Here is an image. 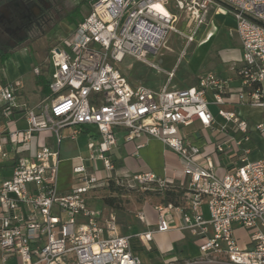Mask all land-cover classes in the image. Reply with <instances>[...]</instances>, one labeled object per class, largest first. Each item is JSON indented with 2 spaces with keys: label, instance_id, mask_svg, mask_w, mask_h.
Wrapping results in <instances>:
<instances>
[{
  "label": "built area",
  "instance_id": "built-area-1",
  "mask_svg": "<svg viewBox=\"0 0 264 264\" xmlns=\"http://www.w3.org/2000/svg\"><path fill=\"white\" fill-rule=\"evenodd\" d=\"M214 1L228 9L240 42L238 90L232 92L228 80L213 74L190 88H132L118 65L132 57L160 71L148 57L164 47L169 35L179 34L168 2L187 14L189 46ZM48 61L49 93L34 107L18 101L21 82L0 83V264L10 258L17 264H141L132 243H149L151 233L124 234L113 215L105 217L86 205V194L98 181L97 167L78 158L73 175L82 186L64 195L57 188L60 148L82 134L87 162H101L110 179L115 128L127 131L126 142L140 135L156 139L181 161L182 203L155 206V232H187L201 243L196 258L165 264H264V157L248 159V122L220 109L232 103L264 111V0H92L87 16L53 46ZM33 74L38 76L39 69ZM167 76L169 83L173 73ZM207 95L225 122L220 132L230 126L232 133L209 153L184 144L178 134L179 127L194 122L212 127ZM21 120L25 128L17 126ZM253 131L264 141V124ZM231 153L239 165L219 172L213 157ZM130 181L159 192L173 185L152 174ZM235 227L249 234L245 248L234 237Z\"/></svg>",
  "mask_w": 264,
  "mask_h": 264
},
{
  "label": "rangeland",
  "instance_id": "rangeland-1",
  "mask_svg": "<svg viewBox=\"0 0 264 264\" xmlns=\"http://www.w3.org/2000/svg\"><path fill=\"white\" fill-rule=\"evenodd\" d=\"M80 2L81 0H59L54 5L44 4L45 9L59 11L53 15L55 22L46 30L45 36L29 47V50H17V52L10 55L8 60L3 62L0 60V81L4 80L5 83L11 84L21 82L23 84L22 89L17 92L20 103L33 105V102L38 103L40 101L41 95L35 87V81L38 76L33 74V69L38 68L41 73L44 72L47 83L50 81L52 68L48 61V48L58 45L68 38L75 29V26L68 24L63 19L64 15L77 10L78 16H82L83 18L87 16L90 6L89 4L80 5ZM168 9L178 18L176 29L179 34L169 35L164 47L155 55L151 54L148 57L151 63L159 66L160 71H154L149 66L132 57L125 58L118 65V68L132 88L144 86L156 90L166 83L168 78L167 73L172 72V69L175 75L174 84L182 85L186 80L192 81L196 79L199 76V72L188 73L192 72L191 70L194 68L193 62H190L193 50H207L203 53V56H205L202 60L203 65L220 64L224 53L219 54V50H239L237 48V37L233 33L234 24L231 20V15L223 5L215 1L209 3L205 16V25L199 29L194 42L189 46L185 44V35L187 34L185 19L187 14L177 11L170 2H168ZM215 16H218V26L215 23ZM228 67L229 65L224 64L222 68L219 67L215 72L231 77L232 72H229ZM220 109L224 110L223 108ZM242 115H247L252 124H264V115L260 110H243ZM222 126V121L218 120L219 131ZM84 139V136H80L76 142H72L71 152L68 154L63 153L61 157L62 160L59 165L57 180L59 192L61 188L72 190L82 186L77 183L73 175V168L80 165L79 157H73L77 155L82 160L89 158ZM258 147L259 150L253 157L262 158L264 157V148H262L261 144H258ZM85 165L94 170L97 167L99 170L95 171V176L98 179L95 188L86 194V196H91L86 198L87 207L89 209L90 207L93 209L106 208L102 199L115 198V206L112 209L106 208V216L109 214L113 215L125 234H134L136 232L135 226L137 228L142 227L136 219L141 208L146 205L152 206L154 203L159 202V196L153 193L154 186H139L131 181L118 180L117 182L112 175L110 179H105L106 174L100 170L102 167L101 162H90ZM109 180L114 182L111 189L109 188ZM234 237L237 239L240 248L246 247L249 240L248 232L235 227ZM200 243L201 241L189 240L188 242H184L182 247H179L178 244L174 246V243L168 241L165 237L154 235L149 247L146 246L141 251H138L137 257L142 264H163L165 257L171 254L175 255V253L181 250L182 257L193 259L199 255L198 246ZM15 262L16 260L8 264H15Z\"/></svg>",
  "mask_w": 264,
  "mask_h": 264
},
{
  "label": "crops",
  "instance_id": "crops-1",
  "mask_svg": "<svg viewBox=\"0 0 264 264\" xmlns=\"http://www.w3.org/2000/svg\"><path fill=\"white\" fill-rule=\"evenodd\" d=\"M214 19H215V23L218 26V16H215ZM231 20L233 21L232 17H231ZM233 24H234V21H233ZM237 40H238L237 48L239 50L231 49V50H219L218 51L219 54L224 53L223 60L220 59L221 63L218 65H206V64L203 65L202 60L205 57L203 56V53H205L207 50H193V53L191 54L193 56L190 57V62L191 63L193 62L194 68L191 70L192 72H188V73L193 74V73L199 72V76L196 79H193L192 81L186 80L184 84L177 85V84H174L173 82L175 75L172 69L171 70L172 72H169V73H173V77L171 81L168 83V79H167L166 83L156 90H159L160 88H162L164 85H167V84L169 88H174V89L190 88V87L195 86L200 78L204 77L207 74H213L215 76L228 80V88L232 92L237 91L238 88L240 87V82L236 75V72L239 69L240 62H241V46H240V42L238 38ZM224 64L229 65L228 67L229 72H232L231 77H227L222 73L215 72V70H217L219 67L222 68ZM0 83L5 84L4 80L0 81ZM40 98H41L40 99L41 101L44 97H40ZM206 99L209 102V111L212 114L213 119H214L212 127L209 129H204L198 123L194 122L190 126L179 127L178 134H179V137L183 140L184 144L195 146L199 148L202 152L209 153L213 150L214 145H216L220 141H223L231 137L232 133L230 130V126L227 127V132L225 133H221L218 130V120L222 121L223 125L225 124V122L222 118L218 116L219 107L212 104L210 95H207ZM234 99L235 98H233L232 100ZM40 101L38 103L33 102V105H30L29 103H25V104H27L30 107H34L37 104H39ZM221 108H223L224 109L223 111L225 112L237 113L242 119H245L248 122L249 127L251 128V139L249 143L244 145V147L250 149L251 151L248 156V159L250 161L260 159L261 157H253V155L259 150L258 144H261L262 148H264V141L261 138H259V136L253 131V127L256 124H252V122H250L249 117L247 115L245 116L242 115L243 110L249 111L252 109L244 108V107H237L236 105L232 103H226ZM257 110H260V109H257ZM260 111L264 115V111L262 110ZM17 126L19 128H25L26 124L24 121L21 120L18 122ZM87 131L90 132L92 131V129H88ZM218 131H219V134H218ZM114 134L116 138V146L112 154L114 172L111 174L114 178H118V180H121V181L129 182L131 178L134 176H139L143 174H152L157 179H160V180H163L169 183L172 182L173 185H178L180 182L184 180V178L181 176L182 165H181V161L179 157L170 148L165 146L162 142L156 139L150 138L146 135H140L134 138L131 142H126L125 136L127 135V131L123 128H115ZM81 136H84L85 138L83 141H84L85 148H86L87 137L86 135H83V134ZM77 140L75 141L66 140L63 142L60 148V164H61V160H62L61 157L63 156V153L65 154L70 153L72 150V145H73L71 143L76 142ZM139 145L141 147L138 150H136V147ZM76 157L81 158L80 156H77V155L74 156L73 158H76ZM87 160L88 158L84 159L86 164H89ZM213 161L215 163L217 170H219V172H222L225 170H232L233 168L239 165L237 163V156H235L232 153L214 156ZM70 191L71 190L61 188L60 192L59 191L58 192L64 195V194H68ZM88 197H91V196H86V198ZM159 204L160 202H157V203H154L152 206L146 205L142 207L136 216L138 223L142 227L137 228L135 226L136 232L130 235H138V234L149 232L151 233V239H152L147 244H141L137 239L133 240L132 251L136 256H137L138 251H141L146 246L149 247V244L152 243L153 241L154 235L165 237L168 241L173 242L174 246L175 244H178L179 247H182L184 242H188L189 240H194L187 232H179L175 230L169 233H163V234L155 232L157 214L154 208L155 206ZM90 209L96 210V211L99 210L103 213L105 217H108V215L106 216L107 209L104 207H102L101 209H93L90 207ZM205 215L207 217L206 213ZM140 216L143 218V221L139 220ZM119 228H120V225H119ZM120 231L124 233L121 228H120ZM181 254H182V251L180 250L178 253H175V255H172V254L168 255L167 257H165V262L163 264L173 259H178V260L188 259L187 257H182ZM14 260H16V258H10L7 260L6 264ZM15 264H17V260Z\"/></svg>",
  "mask_w": 264,
  "mask_h": 264
},
{
  "label": "flooded vegetation",
  "instance_id": "flooded-vegetation-1",
  "mask_svg": "<svg viewBox=\"0 0 264 264\" xmlns=\"http://www.w3.org/2000/svg\"><path fill=\"white\" fill-rule=\"evenodd\" d=\"M57 1L0 0V50L14 54L40 41L54 24L53 15L59 12L45 9L44 4Z\"/></svg>",
  "mask_w": 264,
  "mask_h": 264
},
{
  "label": "trees",
  "instance_id": "trees-1",
  "mask_svg": "<svg viewBox=\"0 0 264 264\" xmlns=\"http://www.w3.org/2000/svg\"><path fill=\"white\" fill-rule=\"evenodd\" d=\"M91 2H92V0H81L80 5H84V4L88 5L89 4V6H90ZM77 14H78L77 10H74V11L69 12L66 15H64L63 19L68 24L76 27L84 19L82 16H78ZM52 48H53V46H50L48 48L47 56H49V52ZM10 55H11L10 53H6V52H3L2 50H0V60L2 62L8 60ZM119 71H120V69H119ZM121 74H122V72H121ZM35 87H36L37 91L40 93L41 97H45L48 95L49 90H48L47 80L45 78L44 72L43 73L40 72V74L38 75L37 80L35 81ZM109 182H110L109 188L111 189L114 185V182L110 181V180H109ZM117 182H118V180H117ZM153 193H156L159 196L160 204L172 203V204L177 206V205H180L182 203V197H183L184 191L178 185H171V186H168V188L166 190H164L163 192H159V191L154 190ZM102 201H103V204L106 208L112 209L115 206L116 199L115 198H103Z\"/></svg>",
  "mask_w": 264,
  "mask_h": 264
}]
</instances>
